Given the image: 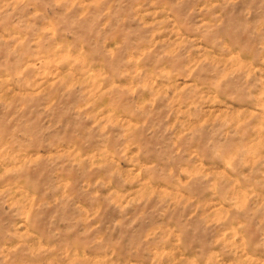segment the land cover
<instances>
[{"label": "clouds", "instance_id": "1", "mask_svg": "<svg viewBox=\"0 0 264 264\" xmlns=\"http://www.w3.org/2000/svg\"><path fill=\"white\" fill-rule=\"evenodd\" d=\"M0 264H264V0H0Z\"/></svg>", "mask_w": 264, "mask_h": 264}]
</instances>
